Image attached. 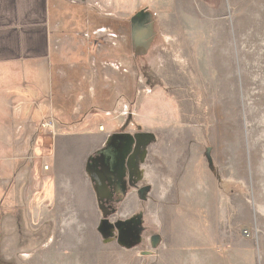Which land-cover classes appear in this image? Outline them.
<instances>
[{"label":"crops","instance_id":"crops-1","mask_svg":"<svg viewBox=\"0 0 264 264\" xmlns=\"http://www.w3.org/2000/svg\"><path fill=\"white\" fill-rule=\"evenodd\" d=\"M185 5L184 0H0V224L18 226V234L0 241V261L206 264V249L191 252L188 238L168 234L158 240L135 224L105 227L103 222L112 214L122 222L142 217L141 202H149L153 189L137 190L139 184L160 180L167 185L160 196L169 193L168 176L153 175L152 167L140 174L131 157L143 153L152 137L142 125L148 130L162 127L164 121L141 115L144 124L132 133L135 123L125 111L126 100L113 103L105 64L98 70L91 58L95 65L90 69L87 37L76 29L74 18L79 11L128 20L141 10L161 17L168 7ZM151 63L143 72L149 88L178 86L167 63ZM118 67L120 77L128 73ZM144 105L147 111L155 110L158 102ZM144 105L139 104L141 111ZM49 117L58 126L52 139L39 132L40 123ZM94 157L110 172L113 196L103 200L90 166ZM46 164L49 171L44 170ZM115 196L121 199L109 211L103 202ZM152 206L151 216L156 214Z\"/></svg>","mask_w":264,"mask_h":264},{"label":"rangeland","instance_id":"rangeland-1","mask_svg":"<svg viewBox=\"0 0 264 264\" xmlns=\"http://www.w3.org/2000/svg\"><path fill=\"white\" fill-rule=\"evenodd\" d=\"M184 2L161 17L151 12L160 39L145 62L167 63L178 86L149 88L134 58L125 63L112 53L96 63L108 69L113 103L126 100L132 133L144 124L141 115L162 117V127L142 125L154 135L131 157L140 174L152 167L153 175L170 178L163 197L158 192L167 185L160 180L136 187L153 189L149 202H141L142 217L122 222L112 214L105 227L128 223L158 240L188 238L191 252L206 249V264H264V0ZM120 62L128 72L121 77ZM152 101L158 107L147 111ZM7 226L0 224V241L18 234V226Z\"/></svg>","mask_w":264,"mask_h":264},{"label":"flooded vegetation","instance_id":"flooded-vegetation-1","mask_svg":"<svg viewBox=\"0 0 264 264\" xmlns=\"http://www.w3.org/2000/svg\"><path fill=\"white\" fill-rule=\"evenodd\" d=\"M74 18L77 21V27L81 28L78 31L81 30L79 32L87 37L86 50H88L89 58L94 59L95 63L104 58L107 60L112 53H116L125 63H129L128 59L134 58L135 62L143 63L144 71L149 69L150 65L146 66L145 62H148L150 53L156 49L160 39L151 11L141 10L128 20L102 19L93 12L85 14L79 11H76ZM101 30L105 35H97ZM98 163L100 168L94 166V175L99 169L106 177L111 178L110 172L101 164L102 162ZM120 199V196H115L114 201L105 200L103 203L110 211L114 205L119 204Z\"/></svg>","mask_w":264,"mask_h":264},{"label":"water","instance_id":"water-1","mask_svg":"<svg viewBox=\"0 0 264 264\" xmlns=\"http://www.w3.org/2000/svg\"><path fill=\"white\" fill-rule=\"evenodd\" d=\"M99 161H100V158L99 157H94L91 160V166H93V168H94V166L96 168H100V165H98L99 164L98 163ZM93 180L95 182L96 192L99 195V198L101 200L105 199L106 197L109 198V197H112L113 196L112 192L110 191V187L108 185V181L109 180H107V177L105 176V174H104L103 171H101V170L98 169V172L94 175V179ZM103 223L105 225L107 224V223H105V221ZM125 225H129V224L127 223ZM125 225L122 224L121 226H117V227H122V226H125ZM110 228H112V227H110Z\"/></svg>","mask_w":264,"mask_h":264},{"label":"built area","instance_id":"built-area-1","mask_svg":"<svg viewBox=\"0 0 264 264\" xmlns=\"http://www.w3.org/2000/svg\"><path fill=\"white\" fill-rule=\"evenodd\" d=\"M40 124L39 132L44 138L52 139L57 134L58 126L54 118L44 119ZM100 129L103 130V127ZM44 167L45 171H49L51 168L50 164H46Z\"/></svg>","mask_w":264,"mask_h":264},{"label":"trees","instance_id":"trees-1","mask_svg":"<svg viewBox=\"0 0 264 264\" xmlns=\"http://www.w3.org/2000/svg\"><path fill=\"white\" fill-rule=\"evenodd\" d=\"M83 114H85V112Z\"/></svg>","mask_w":264,"mask_h":264},{"label":"bare ground","instance_id":"bare-ground-1","mask_svg":"<svg viewBox=\"0 0 264 264\" xmlns=\"http://www.w3.org/2000/svg\"><path fill=\"white\" fill-rule=\"evenodd\" d=\"M102 131V130H101Z\"/></svg>","mask_w":264,"mask_h":264}]
</instances>
